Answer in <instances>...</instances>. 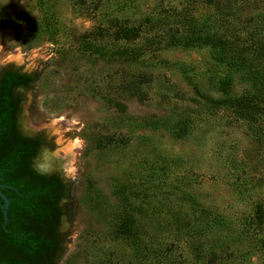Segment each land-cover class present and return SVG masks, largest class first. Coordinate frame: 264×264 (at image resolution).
<instances>
[{"label": "rangeland", "instance_id": "374dc122", "mask_svg": "<svg viewBox=\"0 0 264 264\" xmlns=\"http://www.w3.org/2000/svg\"><path fill=\"white\" fill-rule=\"evenodd\" d=\"M258 1L239 19L264 24ZM187 14L200 30L226 18L206 0H0V72L43 74L23 114L73 145L59 264H264V117L205 100L262 104L264 79L150 43ZM121 25L142 36L115 40Z\"/></svg>", "mask_w": 264, "mask_h": 264}, {"label": "flooded vegetation", "instance_id": "af4514ba", "mask_svg": "<svg viewBox=\"0 0 264 264\" xmlns=\"http://www.w3.org/2000/svg\"><path fill=\"white\" fill-rule=\"evenodd\" d=\"M19 91L10 125L0 126V191L9 200L6 221L0 196V264H59L72 192L69 155L55 133L23 114L29 90Z\"/></svg>", "mask_w": 264, "mask_h": 264}, {"label": "trees", "instance_id": "16d2710c", "mask_svg": "<svg viewBox=\"0 0 264 264\" xmlns=\"http://www.w3.org/2000/svg\"><path fill=\"white\" fill-rule=\"evenodd\" d=\"M214 7L220 9L221 14L226 18L220 22L217 27L210 29H201L195 27V23L190 24L189 16L184 15L183 20L176 27H170L165 35L155 34L151 42L158 43L157 40H164L168 47L174 45L176 40H185L184 47L187 50L196 48H209L213 54L217 64H229L231 66H240L247 71H254L264 79V24H253V15H247L244 20L239 19L243 12L247 13L249 9L245 7L251 3H257L258 0H243L242 4L235 6L238 0H206ZM259 0L258 2H260ZM182 16V15H181ZM224 16V17H225ZM187 30L188 33H184ZM162 31V30H160ZM141 27H132L129 25H121L114 33L115 40L130 41L136 40L142 36ZM134 59L133 56H131ZM43 74L36 73L33 75L22 74L20 71H13L9 68H4L0 72V126L11 123L10 118L15 113L17 101H20V89L31 90L42 80ZM145 77V76H144ZM143 77V78H144ZM146 82L141 80V83H133L132 96L142 100L144 92L140 86ZM229 82L219 80L215 83L220 91L227 93ZM205 100L213 107L221 105L224 108H235L238 111L245 112L250 119L256 116L257 118L264 117V103L257 102L249 97L224 99H213L205 96ZM264 102V100H263ZM124 109L126 106H117ZM149 117L144 120V123L151 122ZM264 119V118H263ZM156 125L166 127V120L158 118ZM176 135H181V130L175 132ZM262 210H259L260 216ZM261 220V218H259ZM124 232H127L124 230ZM130 233V231H129ZM128 236V234H127Z\"/></svg>", "mask_w": 264, "mask_h": 264}, {"label": "bare ground", "instance_id": "6f19581e", "mask_svg": "<svg viewBox=\"0 0 264 264\" xmlns=\"http://www.w3.org/2000/svg\"><path fill=\"white\" fill-rule=\"evenodd\" d=\"M55 124H59L58 122H56ZM73 145L71 143H68L67 147L65 148V153L68 156V160H67V169L69 171H72V158H73Z\"/></svg>", "mask_w": 264, "mask_h": 264}, {"label": "water", "instance_id": "95a60500", "mask_svg": "<svg viewBox=\"0 0 264 264\" xmlns=\"http://www.w3.org/2000/svg\"><path fill=\"white\" fill-rule=\"evenodd\" d=\"M1 187H3L1 184H0ZM0 196L6 201V203L3 205V213H4V216H5V219L7 221V209L9 207V200L5 197V195H3L0 191Z\"/></svg>", "mask_w": 264, "mask_h": 264}]
</instances>
